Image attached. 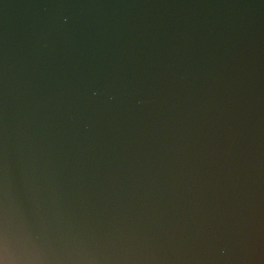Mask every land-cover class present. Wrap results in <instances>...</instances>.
Segmentation results:
<instances>
[{
	"label": "water",
	"instance_id": "1",
	"mask_svg": "<svg viewBox=\"0 0 264 264\" xmlns=\"http://www.w3.org/2000/svg\"><path fill=\"white\" fill-rule=\"evenodd\" d=\"M0 264H264V0H0Z\"/></svg>",
	"mask_w": 264,
	"mask_h": 264
}]
</instances>
